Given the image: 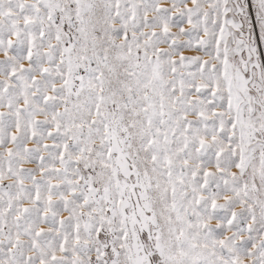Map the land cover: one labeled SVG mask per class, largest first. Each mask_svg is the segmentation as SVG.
I'll return each mask as SVG.
<instances>
[{"label": "snow or ice", "instance_id": "1", "mask_svg": "<svg viewBox=\"0 0 264 264\" xmlns=\"http://www.w3.org/2000/svg\"><path fill=\"white\" fill-rule=\"evenodd\" d=\"M0 264H264V0H0Z\"/></svg>", "mask_w": 264, "mask_h": 264}]
</instances>
